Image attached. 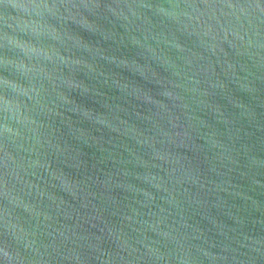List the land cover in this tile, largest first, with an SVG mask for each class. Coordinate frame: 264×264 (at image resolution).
Returning <instances> with one entry per match:
<instances>
[{
	"label": "water",
	"instance_id": "1",
	"mask_svg": "<svg viewBox=\"0 0 264 264\" xmlns=\"http://www.w3.org/2000/svg\"><path fill=\"white\" fill-rule=\"evenodd\" d=\"M0 264H264V0H0Z\"/></svg>",
	"mask_w": 264,
	"mask_h": 264
}]
</instances>
